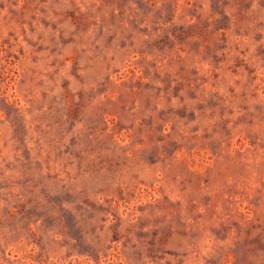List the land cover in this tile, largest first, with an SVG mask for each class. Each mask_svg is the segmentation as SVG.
Wrapping results in <instances>:
<instances>
[{"label":"rangeland","instance_id":"374dc122","mask_svg":"<svg viewBox=\"0 0 264 264\" xmlns=\"http://www.w3.org/2000/svg\"><path fill=\"white\" fill-rule=\"evenodd\" d=\"M0 264H264V0H0Z\"/></svg>","mask_w":264,"mask_h":264}]
</instances>
